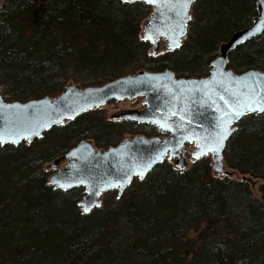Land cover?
I'll return each instance as SVG.
<instances>
[{
    "label": "trees",
    "instance_id": "16d2710c",
    "mask_svg": "<svg viewBox=\"0 0 264 264\" xmlns=\"http://www.w3.org/2000/svg\"><path fill=\"white\" fill-rule=\"evenodd\" d=\"M0 2L6 103L56 98L66 86L100 87L138 71L205 78L220 45L257 15L255 0H195L180 47L153 55L141 31L151 7L140 0ZM227 69L264 72V32L232 50ZM163 136L154 125L93 109L30 143L0 145V264H264V113L239 120L226 143L223 164L239 179L213 175L209 156L183 169L165 159L120 197L106 192L84 212V189H55V172L43 168L82 141L105 151L126 138ZM251 179L263 181L260 200Z\"/></svg>",
    "mask_w": 264,
    "mask_h": 264
},
{
    "label": "water",
    "instance_id": "95a60500",
    "mask_svg": "<svg viewBox=\"0 0 264 264\" xmlns=\"http://www.w3.org/2000/svg\"><path fill=\"white\" fill-rule=\"evenodd\" d=\"M140 1L145 3V0ZM194 1L188 6V16H190ZM255 1L257 15L254 21L250 26L233 33L226 42L220 45L218 55L211 63L212 69L205 78H176L168 70L164 72L138 71L100 87L81 89L75 85L66 86L56 98L45 97L26 103H6L0 96V129L20 132L18 143L5 141L0 145L17 146L21 142L30 143L35 139H40L49 129L74 120L84 112L100 108L110 101L141 98L142 110L128 111L119 119L154 125L166 134L164 138L125 139L116 147H110L105 151L96 150L91 142L82 141L62 156V159L66 160V165L49 178V185L66 191L83 188L85 195L79 205L83 211L87 206L89 209L87 212H89L100 205L102 194L117 191V197H120L134 178L143 179L165 159L174 160L177 166L183 169L186 144L193 145L194 150L191 155L194 160L211 156L215 175L227 176L223 168V152L227 141L236 131V122L246 115L263 114L264 112H245L239 118L231 120L228 124L231 131L223 141L219 160L215 159L212 152L201 154L199 158L194 153L198 151L197 138H200L202 142L205 138L214 136L218 131L217 124L225 119L222 113L229 112L225 102L220 99L221 96L225 100H231L233 99L232 93L247 92L250 87L255 86V83L264 86V72L250 70L236 75L227 69L228 54L238 45L264 32V27H262L261 30L249 35L253 26L264 19V0ZM145 4L151 7V14L144 24L142 37L147 27L152 30L150 34L155 36V44L151 39L146 40L154 51L158 48L160 41H163L167 50L179 48L186 36L190 19L184 23L183 34L174 35L172 32L176 26L174 13L169 12L163 6L157 10L154 5ZM176 31L179 32V29ZM168 37L178 40L179 47H169ZM253 76L256 77L255 82L252 79ZM261 95H264V91ZM180 109L184 111L179 112ZM172 111H178V114L173 116ZM181 114L185 115L184 121L180 120ZM165 118L169 125L176 126L175 130L164 128L157 123ZM42 124L46 126L41 127ZM180 124L184 126L179 127ZM29 131H35L38 135L26 138ZM185 136L189 138L185 139ZM177 141L180 142L179 145ZM158 155L159 159H157ZM149 161L152 163L141 178L136 173ZM125 173H128V178L121 182ZM53 180L57 182L52 183Z\"/></svg>",
    "mask_w": 264,
    "mask_h": 264
},
{
    "label": "snow or ice",
    "instance_id": "6c2138e0",
    "mask_svg": "<svg viewBox=\"0 0 264 264\" xmlns=\"http://www.w3.org/2000/svg\"><path fill=\"white\" fill-rule=\"evenodd\" d=\"M193 2V0H145V3L152 4L155 6L157 10H159L162 6L166 7L169 12L174 13L176 17V26L172 29L174 35H181L183 34L184 30V23L186 20L191 19L190 16L187 15L188 6ZM264 27V19H262L261 23H258L253 26V29L250 31L249 35L253 32L261 30ZM179 29V32L176 31ZM158 31V30H157ZM152 32L151 29L146 27L145 35L143 39L149 40L151 39L153 44H155V36L154 34H150ZM169 39V47H179V42L176 39ZM155 53H153L154 55ZM253 81H256V77H252ZM264 91V86L260 85L259 83H255V86L250 87L247 92H234L232 93L233 99L225 100L223 96L220 97L221 100L225 102V105L229 108V112L222 113L225 117L224 120L220 121L217 124L218 131L214 134V136L205 138L202 142L200 138H197V149L198 151L194 153V155L199 158L201 154H206L207 152H212L215 155V159L219 160V152L220 149L223 147V141L228 137L230 134V129L228 128V124L231 122L233 118H239L245 112H252V111H259L264 112V95H261V92ZM215 103V101H213ZM219 110V109H218ZM183 109H180L179 112H183ZM231 113V114H230ZM173 116L178 114V111H172L171 113ZM180 120H185V115H180ZM157 123L164 128H172L175 130L174 125H169L167 123L166 118L164 120L158 121ZM41 127H45V124L40 125ZM183 124H180L179 127H183ZM38 135L35 131H29L27 133V137ZM20 138L19 131L13 130H2L0 129V144H3L5 141H10L12 143H18ZM185 139L189 137L185 136ZM179 145V141L176 142ZM159 155L157 159H159ZM152 161H149L147 164H144L142 169L138 171L136 174L143 178L144 172L150 167ZM179 166V165H178ZM128 178V173H125L124 176L121 178V182ZM52 183H56V180L51 181ZM63 187V185H60ZM98 194V193H97ZM89 209L85 206L84 211L87 212Z\"/></svg>",
    "mask_w": 264,
    "mask_h": 264
},
{
    "label": "rangeland",
    "instance_id": "374dc122",
    "mask_svg": "<svg viewBox=\"0 0 264 264\" xmlns=\"http://www.w3.org/2000/svg\"><path fill=\"white\" fill-rule=\"evenodd\" d=\"M0 4H1V2H0ZM145 21L146 20H144L141 24V31L143 30V26H144ZM140 35H141V33H140ZM166 50H167L166 45L160 41L158 44V48L155 51L152 50L153 52L150 51V53H155L154 55H159V54H162L163 52H165ZM97 109L100 110L101 115L103 117H105L106 119H117L120 116L124 115L128 111L142 110L143 105H142V99L141 98H135L132 100L110 101V102L106 103L105 105H103L102 107L97 108ZM237 122H236V124H237ZM162 138H164V136L160 137L158 139H162ZM126 139H128V138H126ZM193 150H194L193 145H190V144L185 145L184 167H190L191 164L193 163L194 159L192 158V155H191ZM209 157L211 159V163L213 164L212 157L211 156H209ZM65 165H66V160H63L62 157H60L51 163L44 164L43 168L47 171H51V172L56 173L58 170L64 168ZM223 168H224V173H226L225 175H227L229 177L237 178V179L241 178V175H239L236 171H232L225 166ZM212 172H213V175H215L213 170H212ZM220 174H222V173H220ZM262 182L263 181L259 180V179H251L250 180V187H251L253 197L257 200L261 199L259 186ZM101 198H103V200H104L103 195H101Z\"/></svg>",
    "mask_w": 264,
    "mask_h": 264
},
{
    "label": "bare ground",
    "instance_id": "6f19581e",
    "mask_svg": "<svg viewBox=\"0 0 264 264\" xmlns=\"http://www.w3.org/2000/svg\"><path fill=\"white\" fill-rule=\"evenodd\" d=\"M162 42V41H161Z\"/></svg>",
    "mask_w": 264,
    "mask_h": 264
}]
</instances>
